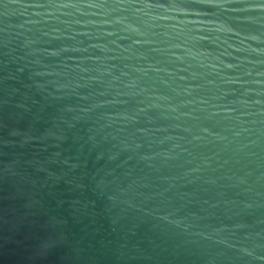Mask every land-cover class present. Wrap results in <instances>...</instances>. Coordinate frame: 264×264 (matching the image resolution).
<instances>
[{"label": "water", "instance_id": "water-1", "mask_svg": "<svg viewBox=\"0 0 264 264\" xmlns=\"http://www.w3.org/2000/svg\"><path fill=\"white\" fill-rule=\"evenodd\" d=\"M0 264H264V0H0Z\"/></svg>", "mask_w": 264, "mask_h": 264}]
</instances>
